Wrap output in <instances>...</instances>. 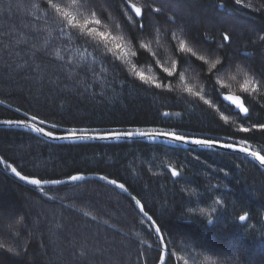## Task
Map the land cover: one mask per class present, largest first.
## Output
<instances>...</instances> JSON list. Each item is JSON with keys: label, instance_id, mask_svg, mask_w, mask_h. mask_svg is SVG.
I'll return each instance as SVG.
<instances>
[{"label": "trees", "instance_id": "obj_1", "mask_svg": "<svg viewBox=\"0 0 264 264\" xmlns=\"http://www.w3.org/2000/svg\"><path fill=\"white\" fill-rule=\"evenodd\" d=\"M6 2L11 8L0 11V120L23 119L14 111L20 108L29 116L35 114L61 127L173 128L221 140L235 134L238 140L245 135L235 133L241 121L212 92L206 79L212 73L207 66L200 67L202 62L178 70L184 71L185 80L201 89L206 99L214 100L211 108L187 96L182 91L184 82L178 78L168 81L175 89L169 94L142 84L132 71L135 64L137 71L160 80L161 65L180 63L179 39L187 40L196 52L200 49L198 56H207L203 47H216L221 32L227 30L230 46L217 54L221 59L237 60L241 67L250 66L261 84L257 92L243 93V76L232 68L218 74L217 91L221 96L231 93L245 97L249 123L264 122V77L260 76L264 73V41L259 39L264 36V0H246L254 7L240 11L219 7L225 0H164L169 15L186 25L192 37L204 41L207 35L202 47L179 28L168 24L158 27L157 14L147 10L143 17L146 31L139 32L127 20L132 14H121V0L105 7L107 18H102L98 30L110 34L109 43L105 46L96 37L95 47L77 40L67 28L63 35H57L58 25L50 19L52 13L45 0ZM56 2L73 7V0ZM135 2L144 5L150 0ZM228 2L231 5V0ZM105 3L96 0L97 5ZM74 7L80 13L79 21L90 18L79 0ZM138 19L132 16L133 21ZM165 29L175 31L177 39L165 36ZM135 35L149 49H140ZM112 36L124 37L119 41L126 45L123 51L115 48ZM124 52L136 55L122 60ZM153 60L158 63L153 64ZM102 61L106 72L104 68L96 73L80 70L85 64L99 66ZM25 63L30 65L29 71L22 72L17 65ZM163 112L172 115L165 118ZM177 112L181 115H175ZM222 115L229 120L223 121ZM248 135L250 146L264 152V133ZM0 153L23 174L37 178L97 173L125 183L149 214L159 218L169 249L177 254L168 264H183L179 256H184L187 264H264V172L242 156L141 142L55 145L15 130H0ZM197 154L211 169L189 159ZM178 165L181 177H171L167 166ZM213 170H217L215 174ZM214 200H222L224 210L217 213L220 220L214 219L209 225L199 208L211 213ZM189 207L197 210L189 213ZM245 212L249 219L241 223L236 217ZM157 244V237L148 231L131 200L107 185L86 181L78 186L45 188L40 193L0 167V264H158ZM8 248L24 251L16 256ZM192 249L199 255L189 258ZM81 252L86 255L81 256Z\"/></svg>", "mask_w": 264, "mask_h": 264}, {"label": "snow or ice", "instance_id": "obj_2", "mask_svg": "<svg viewBox=\"0 0 264 264\" xmlns=\"http://www.w3.org/2000/svg\"><path fill=\"white\" fill-rule=\"evenodd\" d=\"M114 0H106L105 4L97 5L96 0H79L80 7L87 8L90 13V18H85L83 21L78 20V16L80 15L77 8L74 6L77 3V0H73V7H70L66 4L57 3L56 0H45L47 10L52 13L50 19L54 24L58 25V33L57 35H63L65 33L66 28L73 30V36L76 37L77 40H83L86 44L92 45L95 47L94 40L96 37H99L103 40L105 46L109 43L108 37L109 33L105 31H99L98 26L102 25V18L106 19L105 7L110 6ZM121 4L123 5L121 9V14L124 12L131 13L132 16L138 17L140 19L133 21L132 16L127 17V20L130 24L139 29V32L143 33L146 31L145 25L143 22V17L147 12L155 13L157 16L155 17V23L158 27L163 28L165 24L172 25L175 28H179L188 39L191 40L194 44L198 46H203L204 43L207 42V35L205 34L204 41L197 40L195 37H192L188 32L187 26L184 25L180 20L176 19L174 16L169 15L167 8L164 7V0H150V2L144 5H138L135 0H121ZM159 5V6H156ZM233 7L234 11H240L243 9L253 8L252 4L246 2V0H231V5L228 0H225V3L220 4L219 7ZM238 6V7H237ZM11 8V3L6 2V0H0V11H7ZM254 10L259 11V8H254ZM164 35L170 39H177L176 32L171 29H165ZM133 39L137 42V46L140 49H149L148 44L139 43V35H135ZM261 41H264V36L259 37ZM124 37H116L112 36V41H116L115 48L123 51L126 45H122L119 41H123ZM230 40V36L227 30L221 32L220 40L216 41V47H208L205 49L207 52L206 55H197V52L194 51L192 47L188 46V41L185 39H179L178 48L179 52L182 54L180 57L179 65L177 62L173 61L170 66L162 67V79L158 80L153 76H146L143 72L137 71L135 64H132V71L135 74L138 81L142 82L144 85H148L151 88L161 90V92H166L169 94H173L175 89L172 83L168 82L170 79L178 78L180 81L184 82V86L182 91L187 94V96L192 97L198 101H202L204 105H208L210 108L214 105V100L206 99L205 95L202 93V90L197 88L192 83H189L185 80L184 71H179L178 68H184L185 65L192 67L195 61L202 62L200 67L203 69L206 67V70L212 75L206 77L212 85V92L216 97L220 98L221 103L227 102L228 108L232 109V114L237 116L241 121L239 127L235 130L236 134H245L240 139H235L234 135L224 137L221 140L219 137L212 135H201L196 136L191 133L177 131L173 128H156L152 127L148 131H141L139 127H133L132 130H124V131H114V130H106L99 128H91V127H61L58 123L49 124L45 119H39L37 115L33 114L29 116L28 112H21L20 108H16L14 111L23 116V119H5L0 120V124H3L8 127H18V128H30L33 132L37 134H41L53 140L59 141H85V140H117L119 141L122 138H146L152 142H160L162 145L165 142H171L173 144H188L190 146H194L191 151H195V148H199L201 150H211L215 148L231 150L232 153H243L246 156L252 157L259 162L260 165H264V153L251 150L250 146V137L248 134L261 132L264 133V122H254L249 123L251 120L250 108L245 103V97L236 94H227L221 96V93L217 91V80H219V73L228 72L232 68H235L237 73H240L243 76V83L241 84V91L245 94L250 92H257L260 89L261 81H257L255 78L254 70L251 67H241L237 61L233 58L221 57L217 54L219 49H223L226 46H230L227 42ZM9 42L11 43V36H9ZM177 46L173 45L175 49ZM11 55H15V53H11ZM136 52H124V56L120 57V59H125L129 56H135ZM155 55V53H153ZM56 56L59 57V53H56ZM212 56L215 59H209L208 57ZM63 61V57H60ZM69 66H71V60L68 61ZM127 63L131 64V60L128 59ZM153 64L158 63V61L153 60ZM17 67L22 72L29 71L30 65L28 63L17 65ZM99 68H104L105 72L107 68L105 67L103 61L99 66L93 63L91 66L85 64L80 70L84 72H92L96 73ZM166 74V75H165ZM261 77H264V73L260 74ZM235 79V77H232ZM220 84H223V81H219ZM225 88H228L229 85H224ZM187 97H185L186 99ZM163 117H169L172 115L170 112H163L161 114ZM175 115L180 116L181 113L177 112ZM221 119L225 122L229 120L227 115H222ZM38 122V123H37ZM248 126H245V125ZM40 125V126H38ZM46 127L50 130H46ZM61 133V134H58ZM189 159H194L197 162L204 163L206 167L211 169L210 165H207L206 161H201L200 155H195L190 157ZM0 167L4 170H10L11 174H13L20 181H23L29 185H32L36 188V190L40 193H44L45 185H65V184H73L78 186V182L84 181L86 179L85 175L81 173H77L74 175H70L68 179H45L43 177L37 178L35 176H29L26 174H22L21 170H18L17 166L9 163L3 156H0ZM179 165L176 167L167 166V170L170 172L171 177L179 178L181 177V172L178 170ZM217 170H213V174H215ZM219 172H224V169H219ZM225 175L228 173L225 172ZM96 179L105 182L108 185L114 186L115 188L122 190L127 193L128 188L125 183L118 182L117 179H110L107 175H99ZM176 182H179L178 180ZM51 199V198H50ZM134 199L135 205L138 206L139 214H142L148 221V231L156 234L158 244H157V255L156 260L158 264H168L169 258L176 259L177 254L171 251L168 247V244L164 242L165 238L163 235V228L158 221V217L154 218L153 215H149V212L145 210V204H143L139 199ZM190 202H193L190 200ZM197 205L200 201H195ZM214 207L211 209V213L207 211V209L200 207L199 212L205 216L207 220V224L211 225L214 222V219L219 221L220 216L217 214L220 211H223V201L222 200H214ZM197 209L195 207H189L187 211L189 213L195 212ZM213 214L215 217H213ZM239 221L245 222L248 221L249 216L248 213L239 215L236 217ZM92 219H95L93 217ZM171 238V237H169ZM3 245H0L2 248ZM8 252L13 253L16 256L21 255V251L16 248H8ZM81 256L86 255L85 252L80 253ZM142 255V253H141ZM199 253H196L194 249L189 250V258H194L198 256ZM178 260L183 262V264H187L184 256H179Z\"/></svg>", "mask_w": 264, "mask_h": 264}, {"label": "water", "instance_id": "obj_3", "mask_svg": "<svg viewBox=\"0 0 264 264\" xmlns=\"http://www.w3.org/2000/svg\"><path fill=\"white\" fill-rule=\"evenodd\" d=\"M227 103V102H226ZM38 123V122H37ZM40 126V125H38ZM0 130H15V131H21V132H25V133H29V134H32L42 140H44L45 142H48L50 144H55V145H79V144H121V143H131V142H141V143H146V144H151V145H162L160 142H152V141H149L147 140L146 138H122L120 139L119 141L117 140H85V141H76V142H73V141H59V140H53L51 138H48L46 136H43L41 134H37L35 132H33L30 128H18V127H8V126H5L3 124H0ZM46 130H50L49 128L46 127ZM150 129H141V131H148ZM114 131H124V130H114ZM58 134H61V133H58ZM195 135V134H193ZM196 136H201V135H196ZM163 146H166V147H169V148H174V149H183V150H191L194 146H190L188 144H173L171 142H165L163 144ZM197 150H201L199 148H195ZM251 150H254V151H258V152H261V153H264L262 152L261 150L251 146ZM202 151H209V152H218V153H225V154H232V155H238V156H242L246 159H248L250 162H252L254 165H256L260 170H262L264 172V165H260L259 162L257 160H255L254 158L252 157H249V156H246V154H243V153H232L231 150H226V149H220V148H215V149H211V150H202ZM0 156L1 153H0ZM9 162V161H8ZM11 163V162H9ZM15 166V165H14ZM19 170V169H18ZM6 171V170H5ZM6 173L11 176L12 178H14L16 181L26 185V186H29L31 188H35L34 186L32 185H29L23 181H20L18 178H16L13 174H11L10 170H7ZM23 174V173H22ZM82 174V173H81ZM85 175L86 179L84 181H80L78 183H83V182H86V181H95V182H99V183H102L104 185H107L115 190H117L120 194L126 196L129 200H131V202L133 203L135 209L137 210L138 212V206L135 205V202H134V199L132 198H135V199H139L138 197H136L129 189H128V192L125 193L123 192L122 190H119L117 188H115L114 186H111V185H108L106 184L105 182L103 181H100L98 179H96L97 176L99 175H102V174H83ZM110 178V177H109ZM68 178H65V179H61V180H67ZM112 179V178H110ZM119 182V181H118ZM66 185H72L71 183L69 184H65V185H60V186H56V185H45L44 186V189L45 188H55V187H61V186H66ZM127 187V186H126ZM128 188V187H127ZM36 189V188H35ZM140 200V199H139ZM141 201V200H140ZM142 202V201H141ZM143 203V202H142ZM146 210V208H145ZM147 211V210H146ZM139 213V212H138ZM142 216V214H140ZM151 215V214H149ZM142 218L144 219V221L148 224V221L145 217L142 216ZM241 222V221H240ZM241 223H246L245 222H241ZM156 236V234H155ZM157 237V236H156ZM165 238V237H164ZM165 243L166 240H164ZM169 247V246H168Z\"/></svg>", "mask_w": 264, "mask_h": 264}, {"label": "rangeland", "instance_id": "obj_4", "mask_svg": "<svg viewBox=\"0 0 264 264\" xmlns=\"http://www.w3.org/2000/svg\"><path fill=\"white\" fill-rule=\"evenodd\" d=\"M205 49H206V48L203 47V50H205ZM199 50H200V49H199ZM199 50H198V51H199ZM198 51H197V52H198ZM236 61H237V60H236ZM5 172H6V171H5ZM125 215H128V211L125 212ZM143 220H144V219H143ZM146 226L148 227V224H147V223H146ZM219 263L221 264V263H223V262L220 261ZM219 263H217V264H219Z\"/></svg>", "mask_w": 264, "mask_h": 264}]
</instances>
